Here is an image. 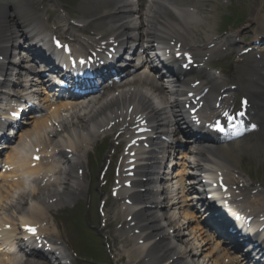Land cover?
Returning <instances> with one entry per match:
<instances>
[{
    "label": "bare ground",
    "instance_id": "bare-ground-1",
    "mask_svg": "<svg viewBox=\"0 0 264 264\" xmlns=\"http://www.w3.org/2000/svg\"><path fill=\"white\" fill-rule=\"evenodd\" d=\"M207 4L209 7L206 6ZM40 5V2L37 3L31 0H0V54L5 55L8 64L11 66H19L23 56L19 55L20 59L18 61L14 60L16 64H11L14 61L9 59L13 58V55H10L11 53L7 51L9 46L20 45V40H22L28 44L30 49H34L30 40L34 31L56 32V29L45 26L44 22L49 16H47L46 10L39 11ZM189 6L193 7L194 12L204 11L205 15L200 18V21L192 18L191 15L194 12H190ZM78 10L81 16L77 21L81 23V27L72 24V22L64 18L68 23L66 28L68 33L66 34L72 38L69 41L72 44L75 45L77 43L82 49L91 46L95 41L114 39L119 42L120 47H124V44L130 40L134 30L131 31L128 21L125 19L126 4L122 0H79ZM40 14L42 16H39ZM215 19L216 4L210 0H156L144 11L143 22L140 21V27L145 29L149 37V41L143 43L144 35L143 33L140 35L138 39L140 50L147 57H149L148 54L150 53L162 58L163 53L166 54L164 48H168L173 37H177L178 40L184 39L186 43L183 45H187L186 48L191 50L195 59L201 63L206 53L215 54L221 52V45L224 46L227 43H232L233 40L236 41V37L239 35H229L222 40L211 39L213 35H209L208 32L213 28ZM259 23L260 29L256 31V34L264 36V18ZM76 30L86 31L91 35L87 38H81L80 35L74 34ZM190 36L194 37L191 41H189ZM199 37L207 38V42L205 44L202 43V47L195 46ZM133 42H137V39L135 38ZM154 43H163L166 46L162 48V51L160 48L155 47ZM211 43L215 44L213 47L208 48ZM144 44H147V49H144ZM193 50L197 52H193ZM163 60L172 67H176V60H171V58L166 56L163 57ZM262 62L264 61L255 60V67L249 64L242 65L240 71L230 74L228 83H224L220 75L207 71L206 68L202 69V67H199L194 74L190 71H183L178 74L182 77L176 88L179 96L184 95V87L189 86L198 76L208 81L210 88L205 95V105L208 108L214 109L213 105L216 95L220 93V89L226 84H229L227 88H230L231 85H234L235 88L226 89L223 92L229 94L233 91H237L239 94L247 93L250 101H253L252 118L259 125V129H257L253 137H217L215 140L203 141L193 135L196 138L193 141L194 147L189 148L190 150L188 149V151H180L178 154L177 169L180 167V170H176L175 173H178L177 177L180 187L177 195L172 198L168 197V188L167 186L166 188L164 187L167 183H164L161 190V193L167 194L163 199V201L167 200V202L162 208L165 210L171 207L177 208L178 217H176L177 215L169 216L166 214L161 218L154 216L153 208L157 207L159 202L156 200L158 192L153 188L155 181H152L155 168L153 165L154 158H152L154 156V148H152L148 152V156H146L148 157L146 160L151 165L145 164V167L137 168V175L140 177L137 187L142 189V191L133 193L136 206L130 207L135 209L136 213L133 214V219L130 221L126 220V217L130 215L128 212L123 213L121 219L119 217L120 221H122L123 229L118 232L119 234L126 233L118 240L120 244L117 246L118 248L115 247L116 257L113 264L119 262L122 264H185L184 259L186 256L193 257L192 260L195 264H209V262H211L210 264H230L224 260L226 255L221 254L217 250L221 240H216L211 242V244L210 241H212L211 239H213L214 235L208 232L205 233L207 230L204 229V223L208 220L207 213L196 212L197 205L190 207L186 203V200L192 202L187 192L196 190V187L192 186L191 182L187 183L188 185L185 184V176H189L185 174L190 169L189 173L192 174L194 179L202 181L206 177H201L200 174L214 175L212 173L214 169L223 170L226 168L233 175L236 173V177L233 175L232 177L227 176L230 184H236L237 186L238 195L235 196H240L246 209L251 207V212L257 214V217L264 216V190L257 189L255 198L247 196L245 192L251 184L244 178L241 174L242 170L239 169L241 166L240 159L243 154L259 150L264 152V74L261 73L263 69L258 70L256 68ZM7 70L3 84L14 87L15 83L12 81L13 77H11L12 74L9 72L10 69L7 68ZM129 75L127 74L128 77ZM137 75L138 73L133 74L132 81H127L120 85L122 88L128 87L127 90L121 91L118 95L106 96L100 101L89 99L86 104H81L66 100L55 104L49 102L48 98H43L45 105L43 104L39 109L38 114L30 117V121H26V124L32 127L23 129L19 136L21 137L20 139H23L34 134V137L39 140L31 144L32 148L41 146L43 147L42 151L47 153V147L51 146L52 151L57 150L60 155L66 157L68 153L64 149L71 147L77 157L74 164L72 159H66L64 161L68 162L66 168L48 162L49 167L45 170L41 161L39 163L32 162L31 159L20 155L18 149H12L3 156V164H0V211L4 208L3 210H6L7 214L0 215V237H2L0 238V264H52L50 259H42V256L34 257V260L26 258L23 262L17 263V258H9L11 253L9 250H4L3 245L14 244L15 240H18L19 235H16V229L14 228L16 227V220L20 222V225L22 223L39 225L40 233H43L46 239H51L55 243L63 242L62 234L55 223L45 226L42 224L47 220V214L54 209V206L64 203L68 198L75 200L81 196L83 191H86L87 182L80 179L78 169L83 168L85 170L83 160L85 155H89V152L86 147L82 149L81 146L83 142L88 143L97 135L95 130L107 125L108 122L114 121L116 118L123 117L129 105H134V108H139V112L148 114L154 129L162 127L164 125L163 122H170L172 117H177L179 122L184 119L178 109L179 104L177 101L170 103L169 107H167L165 93L155 80H152L151 84L154 90L158 92L160 102L166 104L165 106L156 107L148 96H139L140 89L130 92L132 86H140L143 83ZM14 77L17 80L21 79L20 82H26L24 75L19 71L14 73ZM79 89H82V87L80 86ZM1 94L3 93L0 87ZM7 96L10 99L22 97L16 90H13ZM52 105L55 106L51 107ZM85 109L88 110V113L80 115V112ZM113 114L115 117H113ZM52 123L54 124L49 128L48 125ZM58 132H62L64 137L58 140L55 145H51L53 142L52 135L54 136ZM42 133H44L43 136ZM160 133L163 132L161 131ZM196 133L195 135H198L200 132L196 131ZM149 141L153 142L156 140L149 139ZM23 147L26 150L27 145ZM60 147L61 149L59 150ZM19 148L21 149V147ZM188 153H190L189 157L187 156ZM80 162H83V167L81 164L78 165ZM139 169L140 174H138ZM84 175L85 173L82 175L83 179ZM45 176L54 177L49 181L48 185L60 184L61 188L56 190H50L49 187L40 189L38 184L43 182L42 178ZM143 177L146 178L145 181L141 180ZM167 179L166 174L161 177V181H166ZM26 182H29L31 186L27 185ZM241 182L243 186H240ZM46 199H51V203ZM202 199L204 202V196H202ZM202 201L197 202V204H201ZM140 204H146L147 206L138 208L137 206ZM104 218L107 219V212H105ZM119 219L116 218L115 221ZM163 219L174 225L175 233L172 237L175 240L182 241V243L188 245L187 247L177 248L176 245H171L170 239L172 237L162 231L161 221ZM130 222L132 225L136 223V226L126 229L125 226L128 227ZM212 223H218L217 225L220 226L224 224L226 227L223 221L220 223L212 221ZM7 224L12 226V228H6ZM189 226L191 229L190 234L196 235L200 232L197 238L194 239L198 240L199 243L181 238L183 235L181 231ZM134 229H139L137 235L130 233ZM138 241L141 243L138 244ZM213 245L217 248L215 249ZM5 248L8 249L9 247ZM31 255L34 256L33 253Z\"/></svg>",
    "mask_w": 264,
    "mask_h": 264
},
{
    "label": "rangeland",
    "instance_id": "rangeland-1",
    "mask_svg": "<svg viewBox=\"0 0 264 264\" xmlns=\"http://www.w3.org/2000/svg\"><path fill=\"white\" fill-rule=\"evenodd\" d=\"M37 1V0H34ZM43 1L44 9H47L53 16V20L58 19V11L56 4L52 0H39ZM62 5L71 11L74 17H78L77 11V0H59ZM217 3V12L215 25L211 28L209 35H215L216 37L228 35V33H234L236 31L245 32L246 28L255 26L256 17L264 15V0H211V2ZM226 1V2H224ZM194 19V17H192ZM60 21V20H59ZM57 24H61L56 22ZM64 24V23H62ZM63 28V27H62ZM244 36L240 37L242 41ZM200 40H204L205 37H199ZM250 40V37L248 38ZM242 45V42H241ZM233 47V46H232ZM238 48L235 46L233 52H237ZM234 55L231 60H224L222 64H225V76H228L232 72V66ZM226 61V62H225ZM247 155V156H246ZM243 165L249 167L250 172H257L261 179L264 181V152L262 150L255 153L249 152L245 154L243 158ZM188 230L186 231V233ZM86 237L94 241V238L89 234L85 233ZM185 238H189L185 235ZM76 239H79L76 237ZM104 256V254H103ZM104 260L108 262V258L104 256Z\"/></svg>",
    "mask_w": 264,
    "mask_h": 264
},
{
    "label": "snow or ice",
    "instance_id": "snow-or-ice-1",
    "mask_svg": "<svg viewBox=\"0 0 264 264\" xmlns=\"http://www.w3.org/2000/svg\"><path fill=\"white\" fill-rule=\"evenodd\" d=\"M57 43H59V42H57ZM12 115H13V116H16L17 113L14 112ZM224 115H225V116H228V114H227L226 112L224 113ZM231 119H232V117H229V121H231ZM215 127L219 128L221 131H224V127H223L219 122H217V123L215 124ZM253 127H254V126H253ZM35 159H39V157L37 156V157H35ZM28 230H29L30 232L35 233V229H34V228H28Z\"/></svg>",
    "mask_w": 264,
    "mask_h": 264
}]
</instances>
